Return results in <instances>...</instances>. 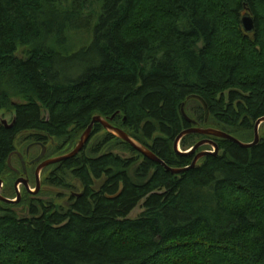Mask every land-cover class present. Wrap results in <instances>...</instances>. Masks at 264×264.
Wrapping results in <instances>:
<instances>
[{
    "label": "trees",
    "instance_id": "trees-1",
    "mask_svg": "<svg viewBox=\"0 0 264 264\" xmlns=\"http://www.w3.org/2000/svg\"><path fill=\"white\" fill-rule=\"evenodd\" d=\"M75 32L87 40L73 50ZM183 104L196 127L252 139L264 118V0H0V112L12 114L0 125V177L12 174L19 135L61 157L95 116L167 167L188 168L194 155L173 151L192 127ZM197 137L218 153L179 175L108 132L89 155L88 142L55 166L83 187L66 209L29 193L25 215L0 205V264H264V138L242 149L189 135L179 146ZM110 140L134 156L105 152ZM57 176L46 182L64 185Z\"/></svg>",
    "mask_w": 264,
    "mask_h": 264
},
{
    "label": "rangeland",
    "instance_id": "rangeland-1",
    "mask_svg": "<svg viewBox=\"0 0 264 264\" xmlns=\"http://www.w3.org/2000/svg\"><path fill=\"white\" fill-rule=\"evenodd\" d=\"M69 36H70L69 44L74 48L73 50L79 49L81 46L85 45V41L87 40L84 34L78 33V32L70 33ZM25 50H27V49L23 48V47L18 48L17 56L18 57L23 56V53ZM20 102H21V100H20ZM11 117H12L11 112H0V121L1 122H5L8 124ZM205 129H207V128H205ZM236 132H237L238 137L241 139L240 141L242 143L250 144L254 139V130H253L252 135H251V137H252L251 140H249L248 133L246 131H241V132L236 131ZM258 134H259V138L260 137L264 138V123L259 126ZM28 135H29L28 133L23 134V135H19L17 142H16V152L22 158V162H23V166H24L26 175L23 176L21 174V169H22L21 164H20L19 160L17 159V157L14 156V157H11V160H10V167H11L10 172L12 174L3 175L0 177V180L3 183V187L0 189V194L6 198H14L15 197L16 190H15L14 185H15V182L20 178L27 180L29 190L31 192H34L35 188H36V180L34 179L35 178V170H36L35 165L37 164V162L40 163V161H42V160H44L43 162H45L46 160L58 158V155H54L51 158H49V156H48L49 154H47V149H49L48 147L42 146V149H41L40 147L32 145V141L30 140V138L25 139L26 136H28ZM106 136H107V131H105L104 129H101V131H99V134L97 136H94V137L91 136V138L89 139L90 141H88L89 144L87 145L86 151L84 153L89 155L90 154L89 150L92 148L98 147L104 140H106ZM200 141H202V139L200 137L193 138L190 141L191 145L193 144V146L191 148L187 147V148L183 149L179 146V150L181 152H188L190 149H192ZM28 148H30L29 149L30 154H29V156H26V150ZM74 148H72L71 150L64 152L62 154L66 155V153L67 154L70 153ZM40 149H41V151H40ZM109 150L112 153L122 155L125 158L134 156L130 152L126 151L122 146H120V144H118L115 140H112V141L110 140L108 148L105 152H107ZM64 151H66V150H64ZM201 152H214V150L209 145L208 146H202L201 148H199L195 152L194 157ZM42 154H44V155L41 157V159L36 161ZM36 156H38V157L36 160H34V158H36ZM203 159L204 158L200 159L197 163L199 164ZM40 164H38V166ZM55 166L56 165L48 166V167L41 170V172L38 175V180H39L38 192L34 195L30 194L31 198H29V199L35 205L42 204L43 206H46V207H49L50 205H54L59 209H66L67 204H68L70 199H72V198L76 199V198L81 196V194L83 192V187L79 181H77L75 178H73V176L71 175L70 172L61 173V171H58L57 174H55V172H56ZM15 172H17L18 174H16ZM52 174L54 176L58 175L57 177H59V181H61L64 185H62V184L61 185H55V184L47 183L46 182L47 179H49V177L52 176ZM103 182H104V179L94 180L93 181V190L98 191L99 188L101 187V185L103 184ZM17 190L20 193L22 201L20 200V202L18 204H12L10 207H7V205H4V203L2 204V202H0V205L4 209H11V211L15 212L17 215H25V213L28 212V205H27L28 197L26 194L28 192L25 190V188L22 184H19L17 186ZM10 192H11V194H10ZM12 193L14 196L12 195ZM141 211H142L141 209H136L130 215V218L134 219L136 216H138L141 213Z\"/></svg>",
    "mask_w": 264,
    "mask_h": 264
},
{
    "label": "water",
    "instance_id": "water-1",
    "mask_svg": "<svg viewBox=\"0 0 264 264\" xmlns=\"http://www.w3.org/2000/svg\"><path fill=\"white\" fill-rule=\"evenodd\" d=\"M240 26L242 31L245 34H252L255 30L254 27V20L253 18L249 15V14H245L244 16L241 17L240 19ZM197 100H199L204 108L205 111V117L206 119L208 118V112H207V106L206 104L199 98H197ZM184 107L185 105L183 104L181 106V116L182 118L189 123L192 127L184 130L183 132H181L177 138L175 139L174 143H173V151L175 154H177L178 156H190V155H194L195 152L201 148L202 146H211L214 150V152H201L199 154H197L190 167L188 168H184V169H172L167 167L160 159H158L155 155H153L150 151H148L147 149H145L144 147H142L141 145H139L138 143H136L134 140H132L125 132H123L122 130L118 129V128H114L113 126H111L109 124V122L107 120L102 119L99 116H95L92 118L88 128L85 130V132L82 134V136L80 137L78 143L76 144L75 148L68 154L58 157V158H54V159H50V160H46L45 162L41 163L35 170V180H36V188L34 192H31L29 190L28 187V182L25 179H18L15 182V190H16V198L15 200H9L6 198H3L0 196V202L2 203H6V204H18L21 200V196L19 191L17 190V186L19 184H22L25 188V190L29 193V194H36L38 192L39 189V180H38V175L41 172L42 169L48 167V166H53V165H57L59 163H62L64 161L70 160L74 157H76L78 154L81 153V151L84 149V147L86 146V144L88 143L89 139H90V135L92 132L93 127L97 124L100 125L105 131H107L108 133L114 135L116 138L120 139L122 142L128 144L132 149H134L137 153H139L140 155H142L145 159L159 164L161 165L166 172L171 173L172 175H179L185 171H188L189 169H192L194 167H196L197 162L202 159L205 158L206 156H216L218 153V148L216 147V145L210 141V140H202L200 142H198L192 149H190L188 152H181L179 150V144L181 142V140L189 135H199V136H204V137H208V138H215V139H221V140H226L229 141L233 144H236L237 146H239L242 149H249L252 148L254 146H256L259 143V134H258V128L261 124L264 123V118L259 119L254 126V139L250 144H245L242 143L240 141H238L237 139L233 138L232 136L219 131V130H215V129H211V128H207V129H203V128H198L195 125V122L192 121L191 119L188 118V116L185 114L184 111ZM114 118V116H112L109 121H112ZM3 124H5L6 128H10L11 126L6 125L5 122H3ZM44 154H42L36 161H38L39 159H41V157ZM12 155H10L8 157L7 160V164L8 167H10V160H11ZM21 158V156H20ZM22 160V159H21ZM22 166H23V162H22ZM23 172L25 173V169L23 166ZM2 185V181L0 180V187Z\"/></svg>",
    "mask_w": 264,
    "mask_h": 264
},
{
    "label": "flooded vegetation",
    "instance_id": "flooded-vegetation-1",
    "mask_svg": "<svg viewBox=\"0 0 264 264\" xmlns=\"http://www.w3.org/2000/svg\"><path fill=\"white\" fill-rule=\"evenodd\" d=\"M12 121V117H11V119H10V121H9V123ZM9 123L7 124L6 123V125H9ZM0 125H3V126H5V124H3V122H1L0 121ZM6 127V126H5ZM32 145H34V146H37V147H40L41 149H42V146L43 145H41V144H39V143H32ZM30 148H28L27 150H26V156H29V154H30V150H29ZM41 149H40V151H41ZM41 153V152H40ZM17 157V159L19 160V162H20V164H21V174L23 175V176H25L26 175V172L24 173L23 172V166H22V158H20V155L15 151L14 153H13V157ZM39 156V155H38ZM38 156H36V158H34V160H36L37 159V157ZM44 160H42V161H40V163H42ZM40 163H38L37 162V164L35 165V169H36V167L38 166V164H40ZM8 165V164H7ZM31 165V164H30ZM9 169H11V168H9ZM13 171V170H12ZM15 171V170H14ZM16 174H18L17 172H15ZM3 187V183H2V185H1V187H0V189ZM0 196L2 197V195L0 194ZM3 198H5V197H3ZM15 198H16V192H15ZM6 199H9V198H6ZM9 200H14V199H9ZM4 204H6V203H4ZM9 205H12V204H9Z\"/></svg>",
    "mask_w": 264,
    "mask_h": 264
},
{
    "label": "clouds",
    "instance_id": "clouds-1",
    "mask_svg": "<svg viewBox=\"0 0 264 264\" xmlns=\"http://www.w3.org/2000/svg\"><path fill=\"white\" fill-rule=\"evenodd\" d=\"M239 194H232V195H227L226 194V203H230L231 201H233Z\"/></svg>",
    "mask_w": 264,
    "mask_h": 264
}]
</instances>
